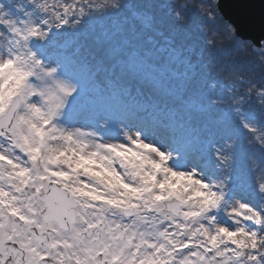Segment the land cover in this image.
Here are the masks:
<instances>
[{"label":"snow or ice","instance_id":"1","mask_svg":"<svg viewBox=\"0 0 264 264\" xmlns=\"http://www.w3.org/2000/svg\"><path fill=\"white\" fill-rule=\"evenodd\" d=\"M154 2L0 0V264H264V106Z\"/></svg>","mask_w":264,"mask_h":264},{"label":"trees","instance_id":"2","mask_svg":"<svg viewBox=\"0 0 264 264\" xmlns=\"http://www.w3.org/2000/svg\"><path fill=\"white\" fill-rule=\"evenodd\" d=\"M112 4L123 5L124 0H108V6ZM154 6L167 32L166 36L157 35L154 42L175 43L192 67L208 78L210 89L218 85L236 89L217 102L228 106L244 99L245 103L264 106V48L250 42L237 46L240 39L227 31L229 23L220 14L216 0H155ZM177 69L182 71L179 65ZM170 91L179 100L175 85Z\"/></svg>","mask_w":264,"mask_h":264},{"label":"water","instance_id":"3","mask_svg":"<svg viewBox=\"0 0 264 264\" xmlns=\"http://www.w3.org/2000/svg\"><path fill=\"white\" fill-rule=\"evenodd\" d=\"M225 21L236 26L235 36L260 48L264 43V0H216Z\"/></svg>","mask_w":264,"mask_h":264}]
</instances>
